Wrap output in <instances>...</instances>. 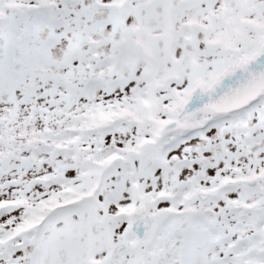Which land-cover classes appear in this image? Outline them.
Listing matches in <instances>:
<instances>
[{
	"label": "snow or ice",
	"instance_id": "1",
	"mask_svg": "<svg viewBox=\"0 0 264 264\" xmlns=\"http://www.w3.org/2000/svg\"><path fill=\"white\" fill-rule=\"evenodd\" d=\"M0 264H264V0H0Z\"/></svg>",
	"mask_w": 264,
	"mask_h": 264
}]
</instances>
